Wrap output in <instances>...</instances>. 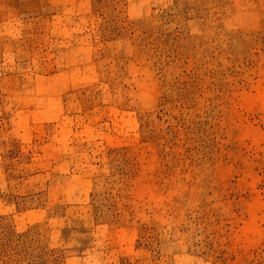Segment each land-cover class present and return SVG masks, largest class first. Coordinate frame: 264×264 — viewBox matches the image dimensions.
Masks as SVG:
<instances>
[{"label": "rangeland", "instance_id": "1", "mask_svg": "<svg viewBox=\"0 0 264 264\" xmlns=\"http://www.w3.org/2000/svg\"><path fill=\"white\" fill-rule=\"evenodd\" d=\"M0 264H264V0H0Z\"/></svg>", "mask_w": 264, "mask_h": 264}]
</instances>
